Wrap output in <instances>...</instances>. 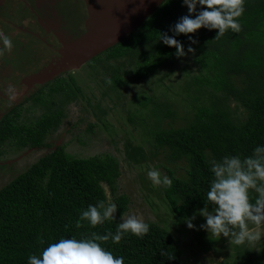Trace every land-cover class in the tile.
<instances>
[{
  "label": "trees",
  "instance_id": "1",
  "mask_svg": "<svg viewBox=\"0 0 264 264\" xmlns=\"http://www.w3.org/2000/svg\"><path fill=\"white\" fill-rule=\"evenodd\" d=\"M152 8L138 21L132 19L134 23L126 28L128 30L124 28L121 37L105 48L102 55L96 53L91 57V61L108 60L106 77L100 83L104 89L110 85L106 83L109 79L115 78L121 86H126L127 78H135L128 77V70L111 65L112 59L137 54L135 63L142 62L145 66L134 68L133 74L144 76L163 59L174 55L175 48L163 44L159 33L172 36L170 29L180 17L188 14L187 7L182 0H159ZM197 10H200L199 6ZM239 23V33L229 30L219 39H214L217 30L202 28L190 34L198 41L191 46L197 47L202 54L197 58L201 66L193 77L194 86L210 87L213 97L216 92H222L221 98L230 99L231 107H224L222 103L199 105L194 119L186 125H171L153 135L159 145L153 150L154 154H161V149H166L171 159L185 164V176H176V166H164L173 183L171 187H157L158 192L162 190L175 218L183 223L185 218H191L205 207L206 193L213 179L209 160L219 161L226 155H238L243 159L251 156L255 147L264 146V0H245V11ZM175 38L187 50L188 36ZM59 79L50 83L52 95L69 88L67 79ZM190 87L188 84L186 88ZM34 93L23 100H20L23 97L13 100L14 95L6 98L10 104H5L11 110L0 118V159L27 149L43 150L28 167L0 182V264H27L30 255L39 256L48 244L61 238L81 239L91 232L105 234L109 230L115 233L117 224L122 222L121 215L132 207L129 194L119 190L124 169L116 155L104 148L88 156L68 152L67 142L61 140L64 132L58 131L65 112L63 104L49 109L52 100L50 104L43 103L47 110L59 108L55 118L53 113L41 112L38 118L27 120V115L34 111L33 104L44 101L41 95ZM68 94L66 92L65 96ZM26 101L28 105H24ZM150 101L162 105L152 96L140 100L143 105ZM170 107L171 112L162 107L164 111L166 109L165 115H172L175 107L167 108ZM128 118L134 121L131 115ZM77 125L78 122L72 127ZM91 125L89 122L88 127L82 128L83 134L91 133ZM92 137L93 134L83 141H90ZM256 195L250 193L253 203ZM100 200H111L117 205L115 220L95 228L83 222L84 227L76 228L81 210ZM211 207L209 205V210ZM141 215L149 224L147 235L141 239L128 234L119 244L109 240L102 247L114 256L124 257L125 264H182V251L172 231L150 219L147 212ZM40 237L43 244L38 242ZM161 249L175 258L162 256Z\"/></svg>",
  "mask_w": 264,
  "mask_h": 264
},
{
  "label": "rangeland",
  "instance_id": "2",
  "mask_svg": "<svg viewBox=\"0 0 264 264\" xmlns=\"http://www.w3.org/2000/svg\"><path fill=\"white\" fill-rule=\"evenodd\" d=\"M139 1L0 0V32L8 36L13 43L11 52L6 51L5 55L0 57V72L4 74L1 76L13 78L12 72L7 67L13 70L31 71L46 57L52 59L51 56L54 57V54L51 53L50 46L57 48L61 44L68 45L72 42H77L78 45L85 43L81 49L90 50H85L88 54H85L87 57L79 64L80 66L59 73H66L69 88L64 91L60 89L52 95L50 90L52 84L42 85L49 80L39 78L37 85H33L31 89L37 88L38 95H41L44 101L33 104L34 111L30 113L31 115H27V120L38 118L41 112L53 113L52 117L55 118L59 108L53 111L49 109L63 104L65 112L58 131L64 132L61 140L67 142L68 152L88 156L104 148L105 151L116 155L124 169L119 190L129 194L131 198L132 207L126 213L142 216L141 213L147 212L151 216L150 219L156 220V223L172 231L182 251V264H218V262L219 264H264V237L254 245L230 246L228 239L222 235L213 237L201 229L200 225L205 224L206 220L198 212L195 214L196 218L192 220L194 228L189 229L186 222H180L175 218L162 190L158 192L157 186L147 178V171L155 166L160 167L155 168L166 175L167 170L164 166L170 168L176 166L174 172L176 176H185L183 168L185 164L171 159L166 149L162 151L160 148L163 152L161 154L153 153L156 146H159L153 136L156 131L171 125L173 127L186 125L194 119V113L199 105L214 106L217 103H222L224 107L232 105L230 99L221 98L224 95L222 92H216L213 97L210 87L194 86L193 77L201 66L197 59L202 56L201 51L193 47L195 52L188 53L184 57L177 58L173 55L163 59L144 76L133 74L134 68L145 66L142 62L135 63L138 59L137 54L128 58L122 56L119 59H112L111 65L128 70L130 74L128 77L135 78H127L126 86H121L115 78L109 79L112 83L105 88L110 92L100 84L106 77L108 60L98 62L97 58V60L93 59L92 63L90 59L96 53L102 55L105 48L121 37L122 31L128 30H123L126 26L123 15L126 13V8L130 9V7L138 12L141 4ZM158 1L156 0L155 3ZM152 9L150 8L147 13ZM115 24H118V29L115 28ZM100 37L103 39L100 44L96 42L92 44V41L100 40ZM51 62H44L45 72L51 67ZM48 65L50 66L47 68ZM59 74L55 75V78L48 79L56 83ZM3 77H0V84ZM188 84H191V87L187 89ZM23 91L31 92L27 87H24ZM66 92L70 94L65 96ZM29 94L31 93H27ZM136 94L137 98H135ZM146 96H152L159 103L162 102V105H155L154 101L143 105L140 100L144 101ZM8 97L9 95L0 96L2 115L9 114L11 110L8 105L10 102L6 99ZM74 97L75 99H72ZM50 100H52L51 104ZM6 102L8 104H5ZM45 102L52 107L47 110L46 104H43ZM28 104L27 101L24 103V105ZM171 105L175 110H172V115H165L166 109L171 112V107L167 108ZM162 107L166 108L165 111ZM128 115H131L134 121H130ZM76 122L78 125L72 127ZM89 122H92L89 127L91 133L83 134L82 128L88 127ZM91 134H93L91 140L84 142L83 139L90 137ZM42 153L43 150L33 148L2 157L0 182L8 180L28 167Z\"/></svg>",
  "mask_w": 264,
  "mask_h": 264
},
{
  "label": "clouds",
  "instance_id": "3",
  "mask_svg": "<svg viewBox=\"0 0 264 264\" xmlns=\"http://www.w3.org/2000/svg\"><path fill=\"white\" fill-rule=\"evenodd\" d=\"M187 7L188 14L179 18L170 29L173 33H159V40L168 47L175 48L177 58L194 53L191 46L198 43L192 38L198 30L204 28L217 30L214 39H219L231 30L234 33L241 31L239 18L245 11V0H182ZM200 8L198 11L197 8ZM193 14L194 18H193ZM188 36L189 46L185 52L184 45L175 37ZM0 57L5 52H11L12 40L0 32ZM106 83L111 84V80ZM11 98L14 88L9 85L6 89ZM213 179L206 193L205 207L198 214L205 218L206 223L200 225L210 236L227 238L230 246L244 244L254 245L264 237V146L254 148L251 156L241 159L240 156H224L221 160H209ZM147 178L154 186L171 187L172 179L162 174L157 168L150 167ZM251 192H255V202H252ZM211 205V210H209ZM117 205L111 200H100L95 205L89 204L87 209L81 210L75 227L82 228L86 222L92 228L103 225L106 221L115 220ZM191 218H185L187 227L194 228ZM117 224L115 233L107 231L105 234L91 232L81 239L61 238L58 242L50 243L39 256L33 254L28 257L27 264H125L124 257L114 256L111 251L102 247V244L112 241L119 244L128 234L143 238L150 228L142 216L123 213ZM44 243L42 237L38 238ZM160 254L168 259L175 257L164 249ZM219 264V262H218Z\"/></svg>",
  "mask_w": 264,
  "mask_h": 264
},
{
  "label": "flooded vegetation",
  "instance_id": "4",
  "mask_svg": "<svg viewBox=\"0 0 264 264\" xmlns=\"http://www.w3.org/2000/svg\"><path fill=\"white\" fill-rule=\"evenodd\" d=\"M155 1L156 0H146L144 2V0H140L139 3H141V4H140V9H138L139 10L138 12H137V10H134V8H131V7H130V9L126 8V13L123 15L124 20H126V22H125L126 26L124 28L126 29L130 24L132 25L134 23L133 21H136V20L138 21L140 17L144 16L150 10V8H152V5L156 4ZM143 2H144V4H143ZM136 7H138V6L136 5ZM132 19H134V20L131 22ZM115 28L118 29V24H115ZM112 32H110V33H112ZM102 40L103 39L100 37V40H94V41H92V44L94 42H96V44H100L102 42ZM82 45H85V43H79V45H78L77 42L76 43L72 42L71 44H68V45H66V44L62 45L61 44L57 48H52L50 46L51 53L54 54V57L51 56L52 59L46 57L44 59V61L41 62L40 65L35 66L34 69L31 71H26L23 69L13 70L10 67H7V69L12 72L13 78L10 79L11 77H7V76L3 77L0 75V77H3V79H1L2 84H0V96H4V97L8 96L6 89L8 88L9 85H11L14 88L15 93H14L13 99H15L17 97L29 96V95L33 94L34 92H36L37 88L31 89L34 87V86H32L34 84L32 81V77L35 76V74L40 73L41 71L46 69V65L44 64L45 61L51 62V61H55V59H57V58H60L61 60H63V66L65 67V69H63L62 71H66L67 69L70 70L72 68L79 67L80 66L79 64H81L82 61H84L87 57V55H85V54H88V51H85V50H90V49L82 50L81 49ZM62 76L65 79L68 78V77H66L67 75L65 72H63L62 74H59L57 77H62ZM53 78H55V77H53ZM50 80L43 83L42 85H48L49 83L52 82ZM24 87H27L28 91L31 90V92H27V91L24 92L23 91ZM105 90L109 91L107 89H105ZM4 93H6L7 95H5ZM27 93H31V94L27 95ZM1 116H2V114H0V118H1Z\"/></svg>",
  "mask_w": 264,
  "mask_h": 264
},
{
  "label": "water",
  "instance_id": "5",
  "mask_svg": "<svg viewBox=\"0 0 264 264\" xmlns=\"http://www.w3.org/2000/svg\"><path fill=\"white\" fill-rule=\"evenodd\" d=\"M50 65H51V67H49ZM50 65L47 66V68L48 67L49 68L46 72H45V70H46L45 69V70L41 71L40 73L35 74V76L32 77V81L34 84L38 83L39 78H45L47 80H50V79H48L49 77L53 78L55 75L59 74L63 69H65V67L63 66V60H61L60 58H57V59H55V61H52L50 63Z\"/></svg>",
  "mask_w": 264,
  "mask_h": 264
}]
</instances>
